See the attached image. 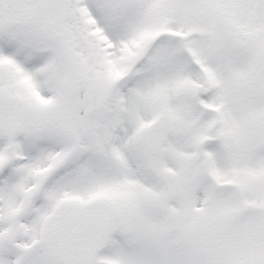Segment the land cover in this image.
Returning <instances> with one entry per match:
<instances>
[{"label": "snow or ice", "instance_id": "1", "mask_svg": "<svg viewBox=\"0 0 264 264\" xmlns=\"http://www.w3.org/2000/svg\"><path fill=\"white\" fill-rule=\"evenodd\" d=\"M0 264H264V0H0Z\"/></svg>", "mask_w": 264, "mask_h": 264}]
</instances>
